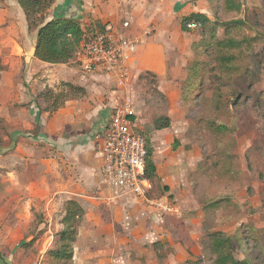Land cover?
I'll return each mask as SVG.
<instances>
[{
  "label": "rangeland",
  "instance_id": "374dc122",
  "mask_svg": "<svg viewBox=\"0 0 264 264\" xmlns=\"http://www.w3.org/2000/svg\"><path fill=\"white\" fill-rule=\"evenodd\" d=\"M225 1L202 0L208 17L220 22L242 18L245 24L230 30L226 35L223 28H219V37L256 35L257 40L250 48L241 51L226 49L223 54L226 57L233 56L231 66L223 70L216 58L222 54L216 49H207L205 55L200 53V59L207 64L198 65L200 82L190 81L191 84H187V98H184L180 108L171 98L167 101L164 99L156 88V79L148 72L133 74L131 81L121 84L112 75L85 71L72 56L67 61L70 63L66 62L68 67H75L82 74L93 75L95 84L101 83L103 88H107L108 97H112L111 103L115 102L114 105L129 99L135 107L138 129L143 135L149 137L154 131L153 120L169 113L176 131L182 130L179 133L182 134L184 129H188L186 135L196 139L198 150L203 153L202 160H196L199 156L188 153L191 149L193 152V148L187 146L185 153L174 157V160L183 156L189 158L188 162L185 159L182 164L183 173L186 177L188 175L187 181L179 180L176 188L181 191L182 199L176 197L177 192L168 194L171 187L162 184L159 179L152 181L153 191L149 198H166L178 207L177 214L158 210L154 205L133 196L116 195L107 189L106 182L99 174L98 192L92 194L93 191H90L88 198L81 199L85 214L74 244L75 264H212L214 256L206 248L205 235L222 227L217 226V223L223 220L228 222L229 219L218 221L215 215L208 216L203 227L201 223L197 224L202 219L192 218V212L188 211L199 205L200 197L212 202L224 196L215 192L218 187L224 189L216 176L217 171H223L224 162L239 171L238 177L234 179L231 196L239 204L241 201V204L244 203L243 212L240 213L238 209L242 216L238 221L244 225L240 230L244 228V232L248 231L250 237L253 236L248 238L247 246L243 245L244 250L235 241L233 256L237 259L247 256L254 264H264V0H238L242 8L235 14L225 9ZM66 10L63 5L57 6L52 17L62 16ZM48 15L47 11V19ZM76 19L84 32L90 31L89 26L94 22L92 18ZM179 22L181 24V19ZM193 29L191 32L196 38L198 29ZM10 67L0 56V73L4 78L0 76V264H54L48 251L56 246L66 198L82 193L81 187L86 186L84 182L81 184L68 179L70 172L66 171L64 165V151L59 150L60 146L50 137L38 132L42 112H49L44 113L46 119L52 114L50 109L46 110L39 96L41 92L36 94L40 87L43 88L41 76L40 84L27 87L25 95L11 96L8 95L10 90H22L19 88L20 81H5L2 72H12ZM244 73L246 75L242 77ZM239 75L243 81L242 92L237 105H233L235 96L226 91L230 89L231 80ZM66 83L69 82L58 81L52 89L68 91ZM225 83H229L228 87ZM90 84L86 86L95 87L92 81ZM103 88H99V85L96 87L98 90ZM218 88L222 89L224 95H219L221 89L217 91ZM254 103L258 106H254ZM5 104H8L7 107ZM221 125L227 127V132L221 133L218 128ZM186 140L189 141L188 138ZM197 162L198 169L195 171ZM190 177L197 186L204 187L197 197L191 192L185 197L186 191L191 188ZM65 182L68 183V189L73 188L72 194L66 196L59 192ZM88 186L93 187V184L89 182ZM244 195L247 201L243 200L246 198ZM248 205L250 211L246 213ZM180 206H184L183 213ZM184 209L188 213L186 217ZM245 214L249 215V219H244ZM153 219H162L161 227L165 228L162 230L158 225L152 226L151 234L147 236L144 228ZM138 234H144L147 243L154 241V245L146 243L150 247L145 248L156 250L157 257L153 252L142 254L140 258L137 256L139 250L135 249L136 243L130 239Z\"/></svg>",
  "mask_w": 264,
  "mask_h": 264
},
{
  "label": "crops",
  "instance_id": "0c3cea01",
  "mask_svg": "<svg viewBox=\"0 0 264 264\" xmlns=\"http://www.w3.org/2000/svg\"><path fill=\"white\" fill-rule=\"evenodd\" d=\"M1 1L3 2L2 7H0V56L11 66L9 70L11 69L12 71L2 73L5 76V81L9 79H12L13 82L20 81L19 88L22 90H10L8 95H25L28 90L27 87L30 88L33 84H40L39 76L42 78L41 85H43V88L40 87L36 94L42 92L46 86L53 88L58 81L71 82V84L82 87L85 90L83 97L66 100L63 105L52 111L48 119H46L44 113L49 114V112H42L40 130L38 131L40 134L50 137L55 144L60 146L58 147L59 150L64 151L62 153L66 158L64 165H66V171L70 172L68 179L78 181L81 184L85 183L86 187H81L82 193L66 198L67 200H76L83 207L81 199L88 198L87 195L90 191H93L92 194L98 192L99 174L101 175V154L91 138L92 131L106 115V108L114 105L115 102L111 103L112 97H108L107 88H103V84H98L99 88L103 89H96L98 85L94 83L93 75L82 74L77 68L68 67L67 65L70 62H67L68 64L47 63L37 59L34 56L37 31L35 29L29 31L23 10L16 0H0V3ZM61 5L67 9L62 14L63 17H89V20L92 18L94 21L101 22L112 32L138 39L140 43L129 61L132 75L130 81L133 79V74L140 75L143 72H148L156 79V88L161 92L164 99L167 101L171 98L172 102H176L177 107L180 108L182 106V87L187 78L186 69L194 57L191 48V40L194 34L191 32L192 30L183 31L179 20L193 12L208 14L204 4H202V0H195L194 2L193 0H55L50 9H48V19L52 18L54 9ZM124 23H127V26H124ZM27 46L28 48L26 49ZM0 76L4 80L1 73ZM91 81L95 87H90ZM5 84L9 86L8 83ZM86 84L90 85L86 86ZM7 105L5 104L6 107ZM167 116L170 118L169 113H167ZM176 130L177 128L170 119L169 127L159 130L154 129L149 139L152 148V160L156 167V174L153 180L159 179L162 184L171 187L168 194L177 192L178 195L176 197L182 199L181 191L176 188L179 180L183 181L185 179L187 181L188 175L186 177L185 173H183L184 165L182 166V164L185 159L188 162L189 158L183 156L174 160V157L179 153H185L187 146L193 148V152L191 149L188 153L199 156L196 160H202L203 153L198 150L196 139L186 135L188 129H184L185 131L182 134H179L182 130ZM175 140L176 142L174 143ZM55 155L59 156V154ZM49 158L52 159L50 156ZM33 159L36 160L37 158ZM54 161L58 164L56 158ZM197 169L198 162L195 171ZM101 178H103L102 175ZM89 182L93 184V187L88 186ZM192 182L191 180V185L189 186L191 191L190 189L186 191L185 197L189 192L197 197L203 190L202 188H204ZM66 183L59 189L60 194L65 196L72 194L73 191L72 187L68 189ZM90 187L92 188L90 189ZM107 189L110 191L109 187ZM231 190V186L223 190L226 199L224 203L207 207V200L200 197L199 205L192 210L189 209L191 211L188 212H192V218L202 219L198 220L197 224L201 223L203 227L208 216L215 215L216 219H229L228 222L223 220L217 223V226L222 225V227L217 229L227 234H232L236 229L235 226L238 227L242 224L238 221V219H242L238 209L242 213L244 203L241 204V201L239 204L232 198ZM245 197L243 200L247 201V196ZM183 208L184 206L181 207L182 213ZM246 211L248 213L250 207ZM184 212L186 213L185 209ZM245 215L244 219H249V215ZM162 222V219L150 220L149 225L146 223L147 230L144 228V234L150 235L151 228L155 225L160 226L163 230L165 227H161ZM143 235L138 234L130 239V241L136 243L135 249L139 250L137 256L140 258L143 256L142 254L153 252L157 257L155 248H153L155 251L146 249L150 247L148 245H154V241L147 243L146 237ZM146 243L148 244L147 246L145 245ZM201 248L203 250V246ZM190 260L194 259L190 258Z\"/></svg>",
  "mask_w": 264,
  "mask_h": 264
},
{
  "label": "trees",
  "instance_id": "16d2710c",
  "mask_svg": "<svg viewBox=\"0 0 264 264\" xmlns=\"http://www.w3.org/2000/svg\"><path fill=\"white\" fill-rule=\"evenodd\" d=\"M20 8L23 10L28 29H37V40L34 48V56L42 62L47 63H66L70 60L73 51L79 45L81 39L94 31H104L105 25L101 22L94 21L92 26H89L88 32H84L80 22L73 16L59 17L53 16L51 19H47V11L52 6L55 0H16ZM225 9L228 12L238 13L241 11L242 5L238 0H226ZM194 22L197 24L196 28L197 37H193L191 40V48L193 50V59L187 66V78L183 83L182 102L184 98H187L186 90L187 84L190 81L200 82L198 73L200 72L198 65L202 64L206 66V61L200 59L199 54H206L207 49H216L219 54L216 58L219 60L221 70L227 66H231V59L233 55H226L223 52L226 49L241 51L244 48H250L257 40L256 35L249 37H219V28H223L226 35L230 30L241 28L245 21L242 18H232L224 22L212 20L207 14L201 12H193L188 16L181 19V29L183 31H194V29L188 28L187 24ZM92 28V29H91ZM226 57V58H225ZM247 71V70H246ZM221 73L219 77L221 78ZM246 74L244 73L242 77ZM241 75L236 79H232L230 82V89H227V93L235 96L233 105H237L240 100L242 92V80ZM197 80V81H196ZM191 84V83H190ZM224 85V84H223ZM229 83L225 86L228 87ZM67 90L46 88L40 93V97L45 103V108L51 111L56 110L64 104L66 100L77 98L85 94V90L82 87L75 86L71 83H66ZM221 88H218L219 91ZM191 90V89H190ZM188 94V93H187ZM224 95L222 89L219 91V95ZM240 94V95H239ZM258 101V100H257ZM258 102L257 104H260ZM254 103V106H258ZM260 106V105H259ZM45 110V109H44ZM153 129L159 130L170 126V118L167 115H160L152 122ZM221 129V133L227 130V127L221 125L218 127ZM227 132V131H226ZM146 140V162L145 171L148 178L154 179L156 174V167L152 160V148L150 145V139L147 135H144ZM176 140L174 141V143ZM224 169L218 172L216 175L223 183L221 190L217 188L219 194H223V190L229 186L233 188L234 179L238 177L237 169H233L232 165L223 164ZM224 195V194H223ZM225 197L221 196L216 201L208 202L207 207L217 206L225 201ZM85 213L84 208L74 199H69L64 203V215L60 221L62 226L58 232L56 239V246L54 249L48 251V255L54 261V264H75L73 261L74 244L77 240L78 227L81 219ZM220 219H218L219 221ZM246 225V224H245ZM212 226V225H211ZM243 223L236 227L232 234H227L222 230L214 229L210 233H206V248L211 251L214 259L212 264H254L249 260L247 256L237 259L233 256L235 250V241L238 246L243 248L245 244L247 246L248 238L250 237L248 231L244 232ZM248 228V227H247ZM244 250V248H243Z\"/></svg>",
  "mask_w": 264,
  "mask_h": 264
},
{
  "label": "built area",
  "instance_id": "2783aa9c",
  "mask_svg": "<svg viewBox=\"0 0 264 264\" xmlns=\"http://www.w3.org/2000/svg\"><path fill=\"white\" fill-rule=\"evenodd\" d=\"M196 26L194 22L187 24L191 29ZM138 42L105 26L104 31L85 35L72 57L85 71L112 75L115 81L124 84L131 78L129 61ZM112 106L93 128L91 136L101 154L100 173L107 186L116 195L133 196L158 210L177 214L178 207L166 198H149L153 183L145 171L146 140L138 129L134 105L127 99Z\"/></svg>",
  "mask_w": 264,
  "mask_h": 264
}]
</instances>
